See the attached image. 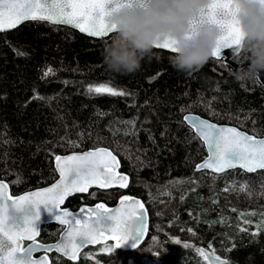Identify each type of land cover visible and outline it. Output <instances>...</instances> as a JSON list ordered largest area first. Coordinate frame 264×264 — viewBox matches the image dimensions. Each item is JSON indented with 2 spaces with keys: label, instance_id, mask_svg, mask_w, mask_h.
<instances>
[{
  "label": "trees",
  "instance_id": "obj_1",
  "mask_svg": "<svg viewBox=\"0 0 264 264\" xmlns=\"http://www.w3.org/2000/svg\"><path fill=\"white\" fill-rule=\"evenodd\" d=\"M111 37L36 20L0 32V180L13 193L45 186L58 177V155L105 146L119 157L128 186L92 188L66 206L113 205L132 194L150 214L136 249L110 242L88 247L77 261L57 255L51 264H146L154 257L162 264H209L195 248L239 264H264V170H197L207 150L184 120L198 113L264 137V85L236 81L237 68L224 59L212 58L191 74L177 71L173 52L160 48L137 72L118 74L103 57ZM101 85L125 94L88 91ZM244 213L263 223L246 229ZM62 228L44 224L41 238L56 240ZM153 235L166 251L153 255L144 248ZM176 237L179 244L172 242ZM106 246L110 251L98 252ZM89 252L97 259L86 258Z\"/></svg>",
  "mask_w": 264,
  "mask_h": 264
},
{
  "label": "snow or ice",
  "instance_id": "obj_2",
  "mask_svg": "<svg viewBox=\"0 0 264 264\" xmlns=\"http://www.w3.org/2000/svg\"><path fill=\"white\" fill-rule=\"evenodd\" d=\"M127 0H111V2L105 7L104 5H92V4H74L70 0H0V31H6L11 28L17 27L20 23L26 20H49L52 23H73L69 19H63L75 8L83 7L86 10L95 9L94 19L89 29L81 28V31H87L90 36H105L114 30V25L111 23V15L113 11L118 8L124 7ZM206 19H211L219 22L222 25L224 36L219 42L214 58H223L225 62H230L234 56L233 49L240 43V32L237 26L236 13L233 10L232 3H214L209 6L207 11H201L197 20V24L205 22ZM78 26V25H77ZM157 48L170 49L175 51L174 41L166 40L163 43L157 44ZM51 72V69L48 70ZM48 73H46L47 75ZM160 75V73H157ZM89 92L101 93L107 92L112 95H124L122 91L114 90L110 87L90 86ZM184 120L190 123V126L196 131V133L202 138L208 147L212 155L209 156L208 161L213 163H219L222 158L235 159L242 155V151L246 152L249 159H252L253 153H256V159L258 161L254 166L245 165L248 171H255L256 168L264 169V139L257 140L254 136H250L246 133H241L235 128L217 127L212 123L202 120L195 116H185ZM228 135H225V134ZM95 155V153L89 152L82 157H67L68 160L78 159L86 160L88 157ZM60 158L57 157V160ZM198 165L197 169L209 167V162ZM231 166V165H228ZM223 170V169H221ZM85 171L92 172L90 165L85 166ZM89 179H95V177L89 175ZM74 179H80L77 176ZM121 179H127L121 177ZM83 184V180L80 184H76L70 181L68 184H64L61 180L57 188L56 196L64 197L66 195L74 194L76 191H86V187L80 186ZM126 186V185H121ZM6 188V185L0 183V264H48L46 257H41L39 260L34 261L32 259L33 252L36 250L58 251L63 253L71 260H77L79 257L72 251V244L76 243L77 248L87 246L92 241V234L95 231L104 229L112 233L115 229L120 228V225L114 222V214L103 210V204L97 205L95 209H81V212H87L89 214L95 213L94 217L89 216L86 219L92 220V227H85L81 230L80 236L77 240L69 239L67 243L64 239L53 246H42L39 244H29V246L19 252L15 247L16 241L13 239L14 231H20L27 226L31 219H39L41 209L39 207L33 208L32 206H18V202H12L8 204V211L5 212V203L8 200L2 190ZM49 192L52 189L48 190ZM21 199H24L23 197ZM123 203V201H121ZM131 203L140 205L141 214L138 218H135L131 224L124 222L120 231L123 236L119 241H116V237L113 236V240L116 241L114 247L123 246L127 249H136L138 245L142 244L145 239V223L146 212L143 210V205L139 201H131ZM48 213L55 215V205L44 206ZM64 216H69L67 211L62 213ZM7 222H6V219ZM74 224L79 225L81 220L77 217H72ZM66 222V221H61ZM245 223H248L245 221ZM188 231H191L189 229ZM23 237H19L22 239ZM151 243L145 244L144 248L147 249L153 255L166 251L163 247V242L158 240L156 235L151 236ZM169 238L166 236L165 240ZM172 242L179 244L178 237L174 238ZM184 247H189L188 244H184ZM143 251V249H142ZM198 251L203 254L202 250ZM13 252L18 254L13 257L12 260L6 259ZM86 258H92L86 254ZM213 264H229L227 260L219 261V258H210ZM132 264V261H129ZM152 264H161L160 261H153Z\"/></svg>",
  "mask_w": 264,
  "mask_h": 264
},
{
  "label": "clouds",
  "instance_id": "obj_3",
  "mask_svg": "<svg viewBox=\"0 0 264 264\" xmlns=\"http://www.w3.org/2000/svg\"><path fill=\"white\" fill-rule=\"evenodd\" d=\"M214 0H127L113 11L111 42L104 49V62L118 74H133L150 57L157 44L174 41L170 57L180 72L199 71L214 58L224 36L222 25L211 19L197 24L201 11ZM240 32V43L233 49L239 67L233 72L242 84L264 74V0H232ZM248 66L245 67L244 65Z\"/></svg>",
  "mask_w": 264,
  "mask_h": 264
},
{
  "label": "water",
  "instance_id": "obj_4",
  "mask_svg": "<svg viewBox=\"0 0 264 264\" xmlns=\"http://www.w3.org/2000/svg\"><path fill=\"white\" fill-rule=\"evenodd\" d=\"M71 3L74 4H92V5H104L105 7L111 2V0H70ZM216 3H232V0H215ZM95 15V9L92 10H86L83 7L75 8L73 11H71L66 17H63V19H69L73 21V23H54L59 25H64L71 27L72 29L78 30L79 32L83 33L84 35L90 36L87 31H81V28L89 29L91 27L92 21L94 19ZM30 21L26 20L23 23ZM36 21H44V22H50L49 20H36ZM20 23L18 26H20ZM78 25V26H77ZM17 26V27H18ZM15 27V28H17ZM11 28L9 30L15 29ZM6 30V31H9ZM5 32V31H0ZM112 32L108 33L105 36H90L94 38H103L108 35H110ZM164 49V48H160ZM166 51L172 52L170 49H164ZM235 56H233L230 60V62H227L228 64L232 65L233 67L238 68L239 64L234 59ZM223 59V58H221ZM225 61V60H224ZM245 67L248 66L247 64L244 65ZM258 80L260 83L264 85V74H262ZM185 116H195L202 120L208 121L212 123L213 125L217 127H225V128H235L241 133H246L250 136H254L257 140L264 139V137L256 136L252 133H249L236 125L227 124V123H218L216 121H213L207 117H204L198 113L189 112L185 114ZM184 116V117H185ZM189 126L190 123L186 122ZM191 127V126H190ZM192 128V127H191ZM194 130V129H193ZM196 133V131L194 130ZM197 134V133H196ZM198 135V134H197ZM225 135H228L227 133ZM199 136V135H198ZM200 137V136H199ZM201 138V137H200ZM202 140V138H201ZM203 141V140H202ZM204 142V141H203ZM205 144V142H204ZM207 150V156L200 161L198 165L204 164L206 161H208V158L212 153L209 151L208 147L206 146ZM95 153V155L88 157L86 160H68L67 157L73 156V157H82L86 153ZM256 153H253L252 159L248 158V155L246 152L242 151V155L235 158V159H228L227 157H224L221 159V161L217 163H213L211 161H208L210 166L205 168H200L199 170H209L213 173H224L231 169H242L247 172H255L257 170H264L261 168H256L255 171H248L245 165L254 166L258 163L256 159ZM57 157L60 159L57 160ZM55 159V168L58 174V177L55 181L52 183L44 186V187H38L32 190H28L26 192H22L20 194L14 195L11 190V185L6 180H0V183H3L6 185V188L2 190L3 194L8 197V200L5 203V212L8 211V204L12 202H18V206H32L33 208L39 207L41 209L39 219H31L30 222L27 224L25 228H23L20 231H14L13 239L16 241L15 247L18 249L19 252H23L24 249H26L29 245L24 246L25 240L32 241L31 244H39L42 246H53L57 245L58 242L64 239V242L67 243L69 239L77 240V238L81 234V230L85 227H92V220L86 219L89 216L94 217L95 213L89 214L87 212H81V209H95L97 205L103 204L104 209L107 210V212L114 214V222L120 225V228L123 227L124 222H127L128 224H131L135 218H138L141 214V208L140 205L131 203V201H139L140 204L143 205V210L146 212V223H145V238L147 236L149 223H150V214L148 207L144 203V201L135 195L132 194H124L122 195L119 200L114 205H109L106 202H97L94 204H82L77 209H72L69 206H66V201L70 196H73L75 194H85L90 191L92 188H99V189H108L112 188L118 185H128L130 181V177L128 174L121 172V161L119 157L108 147L100 146L96 148H90L83 151H76V152H70L63 155H58ZM90 165L92 168V172L88 173L85 171V166ZM231 165V166H228ZM196 166V169H197ZM223 169V170H221ZM198 170V169H197ZM91 175L95 177V179H89L88 176ZM77 176H79L80 179H74ZM121 177H126L127 179H121ZM63 180V183L66 185L70 181L80 184V181L83 180V184L80 186L86 187V191H76L74 194L66 195L64 197H57L56 191L57 188L54 186L58 185V183ZM52 189L51 192L48 190ZM24 199H21V198ZM123 201V203H121ZM45 205H55V215L52 213H48L45 209ZM64 211H67L69 213V216H64L62 213ZM72 217H77L81 220V223L79 225L74 224ZM6 219V217H5ZM66 221V222H61ZM7 222V219H6ZM48 223H56L62 225L64 228L60 232L59 237L56 241L51 243H43L40 240H38L40 233H41V227L44 224ZM120 228L115 229L112 233H110L108 230H98L93 232L92 234V241L91 243H88L87 246H84L82 248H77V244H72V251L80 257L81 252L87 248L88 246H96L98 244L106 243L108 241H119L121 237L123 236V233L120 231ZM113 236L116 237V241L113 240ZM19 237H23L22 239H19ZM141 245V244H140ZM139 246V245H138ZM120 248H125L123 246H119ZM127 249V248H125ZM42 251V250H36L33 252L32 259L34 261L39 260L41 257H46L48 264L52 263V260L48 253L55 251H47L45 254L37 257L35 256V252ZM63 255L62 251L58 252ZM18 253L13 252L11 255L6 257L8 260H12L14 256H16ZM206 258L210 264H213L211 257L219 258V261L227 260L229 264H239L232 262L227 257L216 255L212 252H205ZM64 257L68 258L67 256L63 255ZM69 259V258H68ZM79 259V258H78ZM77 259V260H78ZM73 260V261H77Z\"/></svg>",
  "mask_w": 264,
  "mask_h": 264
},
{
  "label": "rangeland",
  "instance_id": "obj_5",
  "mask_svg": "<svg viewBox=\"0 0 264 264\" xmlns=\"http://www.w3.org/2000/svg\"><path fill=\"white\" fill-rule=\"evenodd\" d=\"M244 215H245V219L244 220L248 222V223H246V225H247L246 229H248L250 231H252V228L255 227V226H252V223H254L253 225H256V224L259 225V224L263 223V220H260V221L256 220L254 218V216H253V213H244ZM111 248H112L111 246L110 247L106 246V247H103V248L101 247L100 249H98V252H107V251H110ZM193 248H194V246H193ZM194 250L197 252L198 256H201V257L203 256V258H202L203 260H205V259L207 260L206 255H205L204 252H203V254H201V252L198 251V248H195ZM199 250H202V249H199ZM88 255H90L93 259H97V256L94 253L89 252ZM157 260L160 261L157 257H154V258L150 259L149 261H147L146 264H152L153 261H157ZM207 262H208V260H207ZM100 263H98V264H100Z\"/></svg>",
  "mask_w": 264,
  "mask_h": 264
},
{
  "label": "flooded vegetation",
  "instance_id": "obj_6",
  "mask_svg": "<svg viewBox=\"0 0 264 264\" xmlns=\"http://www.w3.org/2000/svg\"><path fill=\"white\" fill-rule=\"evenodd\" d=\"M121 168V167H120ZM121 171V170H120ZM121 172H124V171H121ZM125 173V172H124ZM46 186V185H45ZM118 186H121V185H118ZM118 186H115V187H118ZM128 186V185H127ZM127 186H121V187H127ZM40 187H44V186H40ZM36 188H38V187H36ZM113 188V187H112ZM33 189H35V188H33ZM108 189H111V188H108ZM12 190V189H11ZM29 190H32V189H29ZM26 191H28V190H26ZM26 191H23V192H26ZM13 193V192H12ZM20 193H22V192H20ZM20 193H13L14 195H17V194H20ZM76 195V194H75ZM74 196V195H73ZM70 197H72V196H70ZM69 197V198H70ZM68 198V199H69ZM68 199H67V201H68ZM119 200V199H118ZM66 201V202H67ZM98 202H101V201H98ZM104 202V201H103ZM95 203H97V202H95ZM114 205V204H113ZM58 225H60V224H58ZM43 226V225H42ZM61 227H63L62 225H60ZM42 228V227H41ZM64 228V227H63ZM62 228V229H63ZM38 240H40L41 242H43V243H51V242H54V241H56V240H52V241H44L42 238H41V233H40V236H39V238H38ZM113 243V245L115 244V242H113V241H108V242H106V243H104V244H108V243ZM32 243V241H30V240H25V243H24V246H27V245H29V244H31ZM98 245H100V244H98ZM98 245H96V246H92V247H97ZM88 247H90V246H88ZM88 247L87 248H85L82 252H81V254H80V257L84 254V253H86V250L88 249ZM46 252L45 251H37V252H35L34 254H35V256H37V257H39V256H41V255H43V254H45ZM49 254V256H50V258H51V260L53 261L54 259H56V256L57 255H61V256H63L62 254H60V253H57L56 251H52V252H50V253H48ZM64 257V256H63ZM80 257H79V259H80Z\"/></svg>",
  "mask_w": 264,
  "mask_h": 264
},
{
  "label": "bare ground",
  "instance_id": "obj_7",
  "mask_svg": "<svg viewBox=\"0 0 264 264\" xmlns=\"http://www.w3.org/2000/svg\"><path fill=\"white\" fill-rule=\"evenodd\" d=\"M187 114V113H186ZM186 122V121H185ZM7 181V180H6ZM8 182V181H7ZM10 184V183H9Z\"/></svg>",
  "mask_w": 264,
  "mask_h": 264
}]
</instances>
